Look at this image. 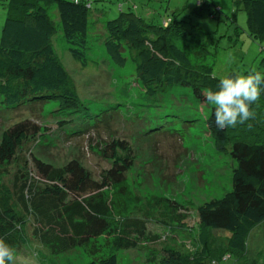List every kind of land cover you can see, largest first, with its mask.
<instances>
[{
  "label": "trees",
  "instance_id": "16d2710c",
  "mask_svg": "<svg viewBox=\"0 0 264 264\" xmlns=\"http://www.w3.org/2000/svg\"><path fill=\"white\" fill-rule=\"evenodd\" d=\"M210 3L198 0L195 11L211 16ZM236 3L248 14L251 37L264 43V0ZM51 4L58 7L72 57L83 69L90 64L86 52L91 3L8 0L9 16L0 35V105L5 109L55 102L68 114L87 110L54 49L57 28L47 8ZM180 23L169 15L158 24L130 9L104 24L110 61L124 68L128 59L123 54L129 53L151 112L160 106L161 96L174 90H188L196 101L204 99L208 90H219L221 79L212 69L192 65L176 44L187 40ZM252 108L255 118L235 128L219 129L214 109L206 120L216 150L235 160L237 167L231 191L195 211L197 229L185 224L190 217L185 205L156 195L143 198L133 191L126 176L133 161L127 144L114 141L102 150L105 156L110 151L112 165L99 180L77 159L62 168L34 160V167L28 168L26 152L37 142L40 130L28 121L15 124L0 141V237L14 247L15 255L20 248L29 252L34 240L54 255L83 249L90 255L87 264H119L117 252L148 249L156 242L161 248L157 260L151 261L154 264H240L247 256L251 232L264 223V92ZM11 173L15 180L3 183ZM155 221L169 230L168 236L146 234L148 223ZM212 231L228 235L219 257ZM180 240L190 241L193 250Z\"/></svg>",
  "mask_w": 264,
  "mask_h": 264
},
{
  "label": "rangeland",
  "instance_id": "374dc122",
  "mask_svg": "<svg viewBox=\"0 0 264 264\" xmlns=\"http://www.w3.org/2000/svg\"><path fill=\"white\" fill-rule=\"evenodd\" d=\"M80 1L92 4V28L86 52L91 61L87 69L69 51L57 5L47 8L57 28L52 38L54 49L75 81L87 110L83 114H68L60 111L55 102L26 104L11 110L0 105V141L5 130L28 121L40 130L37 142L26 152L28 168L34 167V160L62 168L77 159L97 180L112 165L108 159L110 151L105 156L102 150L114 141L123 142L131 148L128 154L133 161L126 176L133 191L143 198L156 195L185 205L190 213L185 224L197 229L199 221L195 211L231 191L237 167L235 160L216 150L207 130L206 120L214 107L205 98L196 101L190 91L178 89L161 96L160 106L151 112L145 105L146 93L129 53L123 54L128 59L124 68L110 61L104 45V24L130 9L158 24L170 15L178 23L183 22L180 25L187 40L176 44L191 64L210 67L220 79L230 73L247 75L253 69L264 73V43L251 37L248 14L236 0H211L212 15L206 18L195 11L198 0ZM9 11L8 0H0V35ZM96 16L98 21L94 19ZM158 117L162 118L158 120ZM158 126L163 128L151 132ZM33 172L39 175L37 170ZM6 180L3 183L13 182L14 173L6 176ZM146 234L168 236L169 230L155 221L148 223ZM211 234L215 255L219 257L226 249L228 235L221 231ZM183 241L193 250L190 241L180 240ZM159 243L148 245V249L117 252L119 264H154L151 261L159 256ZM29 246V252L19 249L15 264H87L90 261V255L83 249L54 255L35 240ZM240 264H264V223L251 232L247 256Z\"/></svg>",
  "mask_w": 264,
  "mask_h": 264
},
{
  "label": "clouds",
  "instance_id": "9594fccd",
  "mask_svg": "<svg viewBox=\"0 0 264 264\" xmlns=\"http://www.w3.org/2000/svg\"><path fill=\"white\" fill-rule=\"evenodd\" d=\"M264 92V73L252 70L247 75L227 76L220 80L219 90H208L205 101L214 107L215 125L223 130L235 128L255 118L252 105ZM13 246L0 237V264H15Z\"/></svg>",
  "mask_w": 264,
  "mask_h": 264
}]
</instances>
